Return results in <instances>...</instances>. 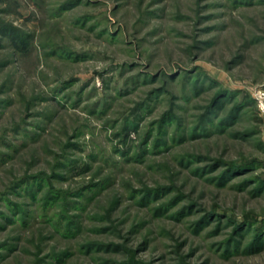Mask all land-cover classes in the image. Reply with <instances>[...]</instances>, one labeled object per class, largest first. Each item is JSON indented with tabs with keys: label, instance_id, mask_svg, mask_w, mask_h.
<instances>
[{
	"label": "rangeland",
	"instance_id": "1",
	"mask_svg": "<svg viewBox=\"0 0 264 264\" xmlns=\"http://www.w3.org/2000/svg\"><path fill=\"white\" fill-rule=\"evenodd\" d=\"M0 264H264V0H0Z\"/></svg>",
	"mask_w": 264,
	"mask_h": 264
},
{
	"label": "trees",
	"instance_id": "2",
	"mask_svg": "<svg viewBox=\"0 0 264 264\" xmlns=\"http://www.w3.org/2000/svg\"><path fill=\"white\" fill-rule=\"evenodd\" d=\"M238 110H239L238 106H233L231 110L228 112L227 117L225 118L226 122L233 119L238 114L237 112Z\"/></svg>",
	"mask_w": 264,
	"mask_h": 264
}]
</instances>
